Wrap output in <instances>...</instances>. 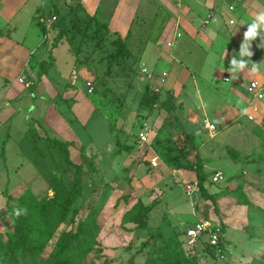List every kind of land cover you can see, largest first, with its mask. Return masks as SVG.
Masks as SVG:
<instances>
[{"label": "rangeland", "instance_id": "rangeland-1", "mask_svg": "<svg viewBox=\"0 0 264 264\" xmlns=\"http://www.w3.org/2000/svg\"><path fill=\"white\" fill-rule=\"evenodd\" d=\"M66 1L72 6L78 3V0H46L51 6L48 8L49 16H56L49 27L53 30L52 40L56 44L61 40L54 49V60L65 72L66 66L72 61L68 52L74 56L79 53L80 58L76 57L74 63L79 77L73 86L89 102L82 100L84 103L76 106L74 102L77 99L71 95V87L64 80L57 87L58 96L44 101L50 110L48 119L62 122V127L58 128V125V130L52 131L49 124L48 129L39 124V117L31 115L23 119L22 128L14 140L13 151L5 153L4 159L0 156L1 242L6 243L8 235L14 230L13 221L6 210L14 207L19 199L31 207L32 220L40 228H43L44 222L39 218L41 212L38 210L45 209L50 216L49 225L44 227L52 232V236L47 242L39 240L37 244L41 255L36 254L38 258L44 259L50 256V264H63V260L73 264H172L178 253L180 258L188 257L194 264H264V152L262 141L254 132L256 126L264 130V96L259 99L260 104L250 98L252 109L231 121L228 126L223 125L224 118L211 116L218 129L213 135L215 137L204 131L203 125H198V122L190 123L186 118L183 119L182 128L186 129L195 143L184 161L188 164H203L207 173L205 188L218 206V212H215L212 202L201 196L199 190L188 192L187 185L195 180L193 172L187 169L179 171L175 166L174 154L183 145L185 133L182 128L172 129L169 126L174 119H170L167 114L169 109H173L178 116L189 112L182 105L188 102L187 96L191 98L189 82L177 78L176 82L179 83L175 85L176 88L185 82L180 90L174 89L169 79L161 90L159 85H146V79L140 74L142 68L149 70L151 67L141 58V54L149 34L151 39L158 35L157 29L151 30L153 28L150 26L154 11L150 9L147 15L143 13L150 21L141 24L135 20L129 28L125 39L130 53L129 78H126L121 67L109 62V53L114 50L111 40L115 34L106 32L108 35L101 42L94 35L99 31L97 33L89 29L93 33L92 37L80 41L81 36L74 26L78 21ZM232 1L235 0H217L218 11L211 25L219 30L221 38L233 39L237 28H247L248 25L244 23L257 12L264 11V0H246L252 4L249 11L241 16L233 7H228ZM116 3L117 0H98L96 13L99 22H107ZM77 11L81 19L87 14L83 8ZM229 18L234 19L235 25H226ZM31 22H23L17 27L11 39L15 42L24 41L17 46L32 49L37 45L42 36L41 26L34 20ZM234 26L232 33L231 28ZM96 28L99 26L96 25ZM174 32L172 41L165 43L174 52H162L173 61L174 57H183L178 48L180 33ZM95 42H100L99 48L93 45ZM219 42L215 43L216 46ZM161 43L162 38L156 43L158 49L163 46ZM255 43H252L251 51L255 45L261 49L259 43ZM236 46L233 42L228 52L221 53L222 56L231 59ZM184 69L186 74L191 70L186 66ZM153 73L157 76L158 84L161 83L159 79L163 75L159 78L158 72L157 75ZM240 78L241 89L246 90L252 77L245 73ZM257 79L259 85L264 86V77ZM67 80L71 81L70 78ZM219 85L214 86L226 88V85ZM30 86L24 87L30 90ZM144 92L157 94L153 106L142 101ZM228 98L231 101L235 99L230 93ZM174 104H177L176 108ZM241 105L243 108V103ZM32 114L36 115L37 111ZM195 126H201L202 132H197ZM32 128L36 131L34 135L31 134ZM140 133L146 134V141H139ZM55 136L68 143L70 164L65 160L64 152L49 141ZM200 141L222 145L199 149ZM125 146H130V149H124ZM228 148L235 151L234 160L227 156ZM153 159H156L155 166L152 165ZM76 166L79 167L81 190L74 202H70ZM215 171L223 174L218 183H212L209 179ZM6 192L16 200L12 199L8 207ZM154 198L158 199V204L147 217V227L138 228L134 217L139 213L134 211L139 206L133 210L131 208L137 203L149 204ZM49 205H52V210H48ZM61 210L66 211V217L54 226ZM88 218L95 229L85 239L84 247L75 253L68 252L62 258L58 257L61 250L56 248V243L62 239V235L74 232L77 223L85 222ZM203 219L224 230L221 250H206L200 241L193 248L187 244V229L197 220ZM202 237L207 239L208 235ZM148 238L147 245H142Z\"/></svg>", "mask_w": 264, "mask_h": 264}, {"label": "crops", "instance_id": "crops-1", "mask_svg": "<svg viewBox=\"0 0 264 264\" xmlns=\"http://www.w3.org/2000/svg\"><path fill=\"white\" fill-rule=\"evenodd\" d=\"M78 3L85 13L90 16L95 15L98 18V14L96 13L98 10V0H78ZM251 4V2L249 3L246 0H235L229 3L228 7H233L242 16L249 11ZM217 5V0H117L106 22L110 34L118 35L125 40L131 24L135 20H137V23L141 24H144L143 21H145V23L150 21L144 14L150 11V9L154 11L150 26L153 28L151 30H154V28L157 29L158 35H156L155 39H151V33L149 34L146 39L147 44L141 54V58H143L146 63L151 64V67L147 70L153 75L148 78L143 73L140 72V74L146 79L147 85H159L161 86V90L167 84L165 81L167 82L169 79H171L173 83L170 82L174 86H177L179 83L176 82L177 78H184L186 83L189 82L188 90L191 94V98L187 96L188 102H183L182 104L183 107H187L189 112H185L183 115L178 116L173 110L176 116L175 120L177 119V121H175L176 126H173L174 122L169 126L172 129L182 128L183 119L186 118L185 120H188V122L192 123L196 121L198 125H203L204 127L203 119L205 118L215 125L214 132H209L204 127V131H207L211 137H215L213 135L218 131L216 124L211 120V116L216 119L224 118L225 123L223 125L228 126L231 121L235 120L237 117L240 118V115L248 109H252L253 104H250V98L256 102L258 101V104L261 103L259 99L257 100V98L252 97L247 90L241 89L240 80L242 79L240 77L247 73L252 77L250 81L255 80L257 82H259L257 78L261 79L264 77V47L260 49L256 45L252 50V56H255L253 62L257 63L258 67L256 76L255 72L253 73L249 69H245L244 72L238 73L237 77L227 70L230 59L226 56L225 59H223L224 55L222 56L221 53H223V51L224 53L228 52L229 46L233 42L237 45L236 48H234L235 52H237L247 28H237L236 35L233 34V39L221 38L218 34L219 30L211 25L213 16L215 12L218 11L216 8ZM49 6L46 0H0V156L3 159L6 155L5 153H11L13 151L15 147L14 140L17 139L24 118L31 115L36 118L39 117V124L41 123L42 127L46 129H48L49 124V126L53 128L52 131H57L58 128L62 127L60 124L62 122L54 118L48 119L50 110L44 101L58 96L57 87L60 86L64 80H66L68 86L71 87L69 89L71 95H74L75 99H77V101L74 102L75 104L77 103L76 106H78L79 103L83 104L85 100L89 102L88 98L75 90L73 86L77 83L76 81H78L79 77L77 67H74L76 57L80 58L79 53L74 56L73 53L70 54L68 52L72 61L69 64L70 67L67 65L66 69L63 68L65 72L61 70L60 66L57 65L54 60V49L59 46L61 40L59 41L60 43L58 42L53 45V43L56 42L52 40L53 30H50L46 25L39 22L40 16L50 18V14H48ZM220 11L221 9L219 12ZM31 20L40 24L42 36L38 40L37 45L32 49L17 46L18 43L23 44L24 41L16 40L15 42L11 39L14 37L13 34L21 23H32ZM230 20H233V23H230ZM235 23L234 19L229 18L226 25L233 26ZM235 27L236 26L231 28L232 33ZM161 31L163 35L160 34ZM174 31L180 33L181 38L179 39H181V42L178 48L181 49L183 57L182 59L174 57L173 61L172 58L167 59L166 57L168 56H164L162 52L166 51L167 53L169 51V54L174 52V49H170V46H165L166 42L172 41ZM161 38L163 42L161 44L163 46L159 48V52L156 43L158 44ZM217 41H220L218 46L215 44ZM255 41L260 44L259 37L252 41V43H255ZM52 66H55V68ZM184 66L191 68L187 74L185 73ZM220 68L224 69L221 70ZM155 69L158 70L159 78L163 73H168L167 76L165 75V80L162 81L163 76L159 79L161 81L159 84L157 76L153 73L155 72L156 75L158 74ZM72 71L77 73V77L73 81L71 78ZM52 72L56 74L52 75ZM66 75H68L71 81L67 80L69 78L66 77ZM224 76L229 80L225 81L223 79ZM236 78H239V80H236ZM185 82L183 84L180 83L181 85L177 88L175 86L174 89L181 88L180 90H182ZM26 84L27 86L31 84L29 87L30 90L24 87ZM221 84L226 85V88L222 87L219 89L214 86L219 85L221 87ZM53 85L56 87L54 86L52 88ZM261 87L262 89L264 88V86ZM229 93L233 95L236 100H229ZM192 96H194V98H192ZM73 99L74 98L71 100L73 101ZM82 100L84 102H82ZM177 101L179 102L180 100ZM210 101H212L211 105L209 104ZM242 103L244 105L243 108L241 107ZM257 105L254 106L258 109L259 105ZM174 107L176 108L177 104H174ZM170 110L171 109H169L168 113ZM33 111H37V114L33 115ZM167 115L169 117V114ZM58 125L59 127L57 128ZM200 127L196 128L197 132H202ZM32 131L34 132L31 134L34 135L36 132L35 129L32 128L31 132ZM182 131L188 134L186 129L182 128ZM192 140L194 143L193 138ZM219 145V143L213 145L200 141L198 148L200 149L203 146L214 148ZM155 161L156 159L152 160L153 163ZM181 170L182 169H179V171ZM192 172L193 179H195L192 184H197L195 172ZM198 189L199 188L196 190Z\"/></svg>", "mask_w": 264, "mask_h": 264}, {"label": "trees", "instance_id": "trees-1", "mask_svg": "<svg viewBox=\"0 0 264 264\" xmlns=\"http://www.w3.org/2000/svg\"><path fill=\"white\" fill-rule=\"evenodd\" d=\"M66 3L70 8V11H72L75 14V20L76 22L75 29L80 34L81 40L85 41L86 38L92 37L93 33H90L89 29H93V31H99L98 34H94L98 41L101 40V42L106 38V36L110 33L106 23L99 22L95 15H88L86 14L83 19H81L78 15V9L81 8V5L77 3L75 6H72L69 4V1H66ZM96 25L99 26V28H96ZM102 29V31L100 30ZM106 32L108 33L106 35ZM57 39V37H56ZM114 50L109 53V62H111L114 66L121 67V70L123 71L122 74L129 78V72H128V60L130 57V53L128 51L126 41L119 37L118 35H115V37L111 40ZM56 42L53 43L55 45ZM100 42H95L93 45L96 48L100 47ZM147 85V84H146ZM147 89V88H145ZM157 94H151L144 92V95L142 96V101H145L147 104H154L157 100ZM170 119L173 118L174 126L176 124L175 121V114L173 109L170 110L168 113ZM32 131L31 133H33ZM254 132L257 134V136L260 137L262 141V148L264 152V130H262L260 127L256 126L254 127ZM50 142L57 146L60 150L64 152L65 160H68V150H67V142L60 141L55 138H49ZM184 143L182 146L178 148V152L174 154L176 158L175 166L177 169H187L195 172L196 180H197V186L198 190L200 191V195L203 196L205 199L210 200L214 206L215 212H218V206L216 203L215 198L206 190L205 188V182L207 179V173L204 170L203 164H188L184 159L190 154L191 150L194 148V143L192 138L189 134L185 133L184 135ZM168 149H171L170 145H167ZM126 150L130 149V146H125ZM227 156L232 158L233 160L236 157V153L234 150L228 148L227 150ZM68 163L70 164L69 160ZM77 171L75 172L73 176L74 184L71 186L73 187V194L70 198V202H74L77 195L79 194L81 190L80 186V174H79V167H75ZM210 179V178H209ZM6 197V206H10V202L15 200L11 195H9L7 192L5 193ZM53 199V198H52ZM16 201V200H15ZM158 204V199L154 198L151 203L149 204H143V203H137L135 206L131 208L133 210L135 207L139 206L137 211L135 210V213H139V215L135 216V223L138 228L145 229L147 227V217L150 213V211ZM7 206V207H8ZM16 207L26 208L27 214L21 215L20 217H16L13 214V209ZM52 205H49L48 210H52ZM10 209L6 210V213H8L13 221L14 224V230L12 234L8 235L6 243L1 242L0 239V263L1 264H50L52 263L50 260V256L47 259L38 258L36 254L41 252V249L38 248V242L40 239H44V241H48L51 236L52 232L49 229H45L44 225H49V214L47 210L45 209H39L41 213L38 215L39 218L44 222L43 228H40L37 226V224H34L32 220V213L30 212L32 209L29 207L26 203L20 201L19 199L16 201L14 207H9ZM65 208V207H64ZM130 212V211H129ZM128 212V213H129ZM127 216V215H126ZM66 217V211L61 210V214L57 220V222L54 224L58 225L61 223V221ZM95 229L92 224V220L88 218L85 222L79 221L77 223L76 230L74 232H66L62 235V239L56 243V248H59L61 250V254H58V257L62 258L64 257L68 252H77L79 251L84 245L86 244L84 241L88 236L90 235L91 230ZM223 232L224 230L221 228L220 231V238H219V245L218 249H222V243H223ZM202 243L205 245V249L212 251L213 248L209 243L204 239L202 236L200 237ZM149 241V238L143 242L142 245H147ZM193 248V246H189ZM88 250V249H87ZM86 250V251H87ZM181 250V248H180ZM58 258L56 255L54 256ZM22 259V260H20ZM133 258H131L130 261H132ZM17 260V261H16ZM23 261V262H19ZM61 261V260H59ZM63 264H73L72 262L68 260H63ZM172 264H194L192 260L187 258H180L179 253L175 256V260L172 262Z\"/></svg>", "mask_w": 264, "mask_h": 264}, {"label": "built area", "instance_id": "built-area-1", "mask_svg": "<svg viewBox=\"0 0 264 264\" xmlns=\"http://www.w3.org/2000/svg\"><path fill=\"white\" fill-rule=\"evenodd\" d=\"M55 16L52 17H45L40 16L39 22L46 25L48 28L50 27L51 23L55 20ZM230 23H233V20L229 21ZM141 73H143L146 77L150 78L152 75L148 72L146 68H142L140 70ZM163 78L165 77V73L162 74ZM77 77V73L75 71H72L71 78L74 80ZM162 78V81H163ZM223 79L225 81H228L229 79L224 76ZM27 85V84H26ZM89 85V83H87ZM247 92L252 95V97H255L257 99H261L264 96V89L258 84L257 81H250L249 84L246 86ZM204 127L209 132H214L215 125L210 123L207 119H203ZM146 140V134L140 133L139 134V141H145ZM152 165H156V163L152 162ZM222 173L220 171H215L214 174L211 176L210 181L212 183H218L222 180ZM198 188L197 184L194 183L192 185H187L188 192L195 191ZM220 231L221 229L219 227H216L212 225V223L209 220H197L192 227L188 228L186 231V242L189 246H195L198 241L202 242L200 237L203 235H208V238L206 241L211 245L213 248L218 249L219 245V238H220Z\"/></svg>", "mask_w": 264, "mask_h": 264}, {"label": "clouds", "instance_id": "clouds-1", "mask_svg": "<svg viewBox=\"0 0 264 264\" xmlns=\"http://www.w3.org/2000/svg\"><path fill=\"white\" fill-rule=\"evenodd\" d=\"M244 24H247L248 26L246 31L244 32L243 41L239 46V50L232 55L229 67L227 69L229 72H231L232 75L236 77L238 73L244 72L245 69H249L253 73L258 70L257 63H254L251 60V57L253 55V52L251 51V45L252 41L259 37V46L264 47V11L257 12L249 19L248 22ZM223 59H225V55ZM13 214L16 217L26 215L27 209L16 207L13 209Z\"/></svg>", "mask_w": 264, "mask_h": 264}]
</instances>
